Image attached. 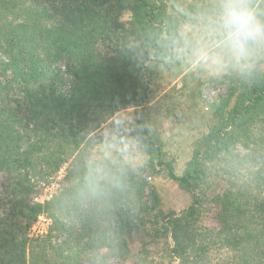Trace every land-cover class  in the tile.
Returning a JSON list of instances; mask_svg holds the SVG:
<instances>
[{"label":"trees","instance_id":"1","mask_svg":"<svg viewBox=\"0 0 264 264\" xmlns=\"http://www.w3.org/2000/svg\"><path fill=\"white\" fill-rule=\"evenodd\" d=\"M239 2L264 21V0ZM222 3L0 0V264L147 261L152 241L162 260L147 264H264V69L228 67V93L212 103L180 172L145 122L162 68L181 65L173 46L194 47L208 34L228 44ZM126 109L135 119L120 136L144 151L152 175L165 173L187 196L178 212H164L154 188L146 197L149 182L127 162L94 156L99 135ZM55 181L52 198L38 201L37 182ZM207 204L215 227L202 223ZM42 215L48 230L32 237Z\"/></svg>","mask_w":264,"mask_h":264},{"label":"rangeland","instance_id":"2","mask_svg":"<svg viewBox=\"0 0 264 264\" xmlns=\"http://www.w3.org/2000/svg\"><path fill=\"white\" fill-rule=\"evenodd\" d=\"M198 38L194 47L176 45L172 47L179 58L183 57L181 65L162 68L159 80L162 92L159 98L150 105L145 116V122L164 141L168 157L176 160L178 172L182 170L184 163L191 156L196 140L210 124L212 103H215L221 95L228 93L229 86L225 77L229 71L228 67L232 66L233 69L239 71H243L245 67L264 69V42L255 43L251 50H237L231 46L229 41L226 45H213V37L210 34L207 38ZM171 61L174 62L175 59ZM189 64L191 66L189 72L187 71L188 74L182 73L183 68ZM133 111L134 109L121 111L115 118L113 126L110 129L106 128L99 135L98 146L93 149L94 156L107 158L110 161L112 159L114 164H116L114 160L116 158L127 162L132 168L137 169L136 172L142 179L149 182L150 188L147 187L146 197H153L151 189L154 188L162 200L163 211L178 212L189 204L187 196L165 173L152 175L145 168L144 151L133 140H125L123 136H120L131 130L135 119ZM106 164L104 162L102 168H105ZM64 173L65 170H62L56 181L60 180ZM56 181L51 185L37 182L36 199L44 201L52 198L59 187ZM216 190H219L216 186L208 187V196L212 197ZM213 207V204H207V211L202 218V223L210 227L216 225V210ZM50 222L41 224V232L48 230ZM35 236L32 235V237ZM141 237L144 238L143 236L136 237V244L133 246L135 252L142 247ZM148 255L147 261L154 259L156 263L161 262L163 255L161 242H149ZM147 261L130 256L128 258L114 257L110 258L106 264H147ZM80 264L91 263L85 261Z\"/></svg>","mask_w":264,"mask_h":264},{"label":"clouds","instance_id":"3","mask_svg":"<svg viewBox=\"0 0 264 264\" xmlns=\"http://www.w3.org/2000/svg\"><path fill=\"white\" fill-rule=\"evenodd\" d=\"M220 22L234 49L240 50L248 43L264 42V21L239 0H223Z\"/></svg>","mask_w":264,"mask_h":264},{"label":"built area","instance_id":"4","mask_svg":"<svg viewBox=\"0 0 264 264\" xmlns=\"http://www.w3.org/2000/svg\"><path fill=\"white\" fill-rule=\"evenodd\" d=\"M51 220L49 218H47L46 216H40L38 221L35 223V225L32 227V232L30 235H40L43 234L45 232H41V224H43L44 222H50ZM50 224V223H49ZM48 224V225H49Z\"/></svg>","mask_w":264,"mask_h":264}]
</instances>
